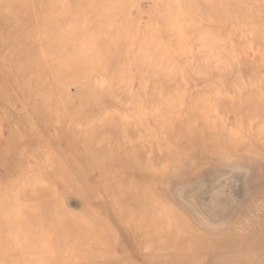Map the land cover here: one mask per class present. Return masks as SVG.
<instances>
[{"label": "rangeland", "instance_id": "1", "mask_svg": "<svg viewBox=\"0 0 264 264\" xmlns=\"http://www.w3.org/2000/svg\"><path fill=\"white\" fill-rule=\"evenodd\" d=\"M0 264H264V0H0Z\"/></svg>", "mask_w": 264, "mask_h": 264}]
</instances>
